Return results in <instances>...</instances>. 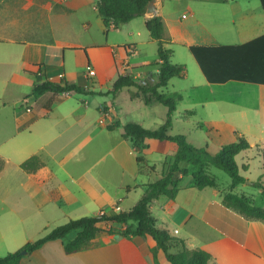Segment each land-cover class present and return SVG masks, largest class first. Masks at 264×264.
I'll return each mask as SVG.
<instances>
[{
    "label": "crops",
    "instance_id": "0c3cea01",
    "mask_svg": "<svg viewBox=\"0 0 264 264\" xmlns=\"http://www.w3.org/2000/svg\"><path fill=\"white\" fill-rule=\"evenodd\" d=\"M155 15L164 23L167 48L173 51L171 62L187 67L184 79L174 78L163 89L182 94L176 112L196 123L198 131L222 127L238 132L251 145L245 152L262 159L264 0H157ZM155 15L146 13L116 31L99 15L97 0H0V159L5 162L0 172V256L70 220L103 211L115 215L117 206L121 212L131 210L143 187L153 183L149 178L153 175L157 181L168 172L175 144L158 168L148 160L139 164L138 157L144 158L141 151L136 152L134 142L124 137L127 122L158 129L168 108L133 99L137 91L133 88H126L125 103L124 90L107 95L119 73L128 72L143 83L157 81L158 43L146 27ZM128 46L135 48L133 55L126 53ZM191 48L199 50L213 77L237 74L247 81L210 83ZM88 68L96 72L94 79L87 78ZM45 82L75 84L94 95L35 97L34 87ZM214 86L225 87L226 92L220 98L197 97L200 90ZM25 99L31 113L21 108ZM186 100L191 103L184 104ZM197 107L216 117L196 122ZM152 146L147 140L142 148ZM250 155L245 160L255 159ZM34 156L44 166L35 173L22 170L21 164ZM262 163L259 180L264 182ZM191 175L182 178L174 200L161 197L151 204L157 227L188 250L209 252V264H264V221L247 220L228 209L223 195L229 189L200 190ZM239 195L259 207L256 195ZM127 201L131 204L125 209L122 205ZM2 226L8 232L19 227L21 234L8 243ZM99 227L92 244L82 251L67 254L63 241H51L25 255L21 264H153L148 254L155 247L153 241L125 237L121 232L126 227L113 222ZM180 251L181 247L172 250ZM163 258L160 253L161 264H169Z\"/></svg>",
    "mask_w": 264,
    "mask_h": 264
},
{
    "label": "trees",
    "instance_id": "16d2710c",
    "mask_svg": "<svg viewBox=\"0 0 264 264\" xmlns=\"http://www.w3.org/2000/svg\"><path fill=\"white\" fill-rule=\"evenodd\" d=\"M152 0H97V11L103 18L107 26L112 25L116 31H120L123 26L133 20L143 17ZM226 1V0H215ZM147 31L151 39L158 43V66L159 73L157 81L139 82L130 73H119V77L113 84L107 95L117 96L126 88L136 89L132 98H143L146 105L160 104L168 108V114L165 123L158 129L152 130L145 128L137 122H127L124 125V137L134 142L136 152H140L142 146L147 140L168 141L177 146L173 163L170 165L167 173L156 182L145 185L144 193L139 202L127 212H119L115 215H98L93 217H83L77 220H70L64 225L58 226L50 234L36 241L28 242L20 250L9 253L5 257H0V264H21L24 255L23 251L30 255L39 250L44 244L61 240L64 242V249L67 254L76 253L88 248L97 234L100 232L99 224L103 222H113L126 228L121 232L125 237H132L138 242L153 241L155 247L148 250L153 264H161L159 254L163 253V261L169 264H209L211 254L205 250H188L184 243L170 236L166 231L157 227V222L152 216L150 206L161 197L174 200L180 191L182 178L190 174L187 167L193 169L192 179L195 186L200 189L219 187L217 178L210 173L211 168H217L229 175L231 185L228 192L223 195V204L247 220L264 221V208L257 207L249 197L235 193V190L247 179L240 173L236 158L242 152L251 149V145L245 136L236 132L237 141L222 146L217 153H211L206 148H197L184 135H172L173 117L177 111L178 104L183 101L180 93H164L170 81L174 78L184 79L187 74V67L184 65H174L171 62L173 51L167 48L169 43L165 39V27L160 16H153L146 23ZM191 52L196 57L200 67L210 83L222 84L229 80L247 81L237 74L213 77L207 70L200 52L197 48H191ZM46 93L53 94H84L94 95L86 88L75 84H57L45 82L37 85L33 89L35 97H41ZM261 158L264 161V149L260 150ZM139 164H144L145 159L138 157ZM5 162L0 159V172L4 169ZM44 166L39 157L34 156L21 164L22 170L27 173H35ZM245 171L248 165L244 166ZM262 189L264 197V182L259 180L253 184ZM76 237L71 239V236ZM179 253H173L172 250L180 248Z\"/></svg>",
    "mask_w": 264,
    "mask_h": 264
},
{
    "label": "rangeland",
    "instance_id": "374dc122",
    "mask_svg": "<svg viewBox=\"0 0 264 264\" xmlns=\"http://www.w3.org/2000/svg\"><path fill=\"white\" fill-rule=\"evenodd\" d=\"M100 58H102V60L104 59L102 55H100ZM106 65H107V60H106ZM212 88H213L212 90H200L197 94L198 95L197 97L202 98V99L210 98L211 96L220 98V96L226 92V88L222 86H214ZM235 90H236L235 93L238 91H241L242 94H246L244 92L248 93V91L245 89H235ZM128 91L129 89H124L125 93L121 97L122 103H125L126 92ZM187 103H191V100L190 101L186 100L184 104H187ZM161 108H166V107L162 106ZM194 113H195L194 119L196 120V122H199V121L202 122L205 119L216 117V116H210L205 109H202L199 107L196 108ZM195 124L196 123H188L187 121L183 119L182 115H180L179 112H176L174 116V124L171 129V134L186 136L187 139L197 148H206L209 146L210 148L209 151H211L212 153H216L214 151L217 150L218 148L220 149L224 145L234 143L237 141V136L235 134L236 132L227 131L226 129L222 127H218L216 131H212V132H208V130L198 131V130H195V126H194ZM148 143L153 144L152 148L151 149L147 147L142 148L140 155L143 156L145 160H148L151 165H157L158 168H162V165L169 154V150H170L169 146L172 143L168 141H157V140H148ZM247 154H251L250 156L255 157V159L251 161L245 160V156ZM236 162L239 167L241 175L245 177L247 181L245 184L240 185L235 190V193H238V194L247 193V195L254 194L256 195L257 205L259 207H264V197L260 195V192L262 191V189H259L253 185L254 183L259 181L260 176L263 174L262 159H260L259 157H257V155L253 153L243 152L237 156ZM245 165H248L247 171H245L244 169ZM189 170L191 174L193 169L191 168ZM210 173H212L217 178L218 184L221 187V189L228 191L232 183L229 175L225 173L224 171L217 169V168H211ZM141 178L143 179V181L146 180L145 177H141ZM149 181L154 182L156 181V178L152 175L149 178ZM130 204H131V201H127L122 206L123 208L127 209V207H129ZM2 227H3L2 228L3 236L5 237L8 243L10 242L12 238L18 237V235L21 234V230L19 227H17L13 232H8L6 229H4V226ZM54 229L46 230L42 234V237H45L46 235L50 234ZM8 254L6 253L2 254L0 257H5Z\"/></svg>",
    "mask_w": 264,
    "mask_h": 264
},
{
    "label": "built area",
    "instance_id": "2783aa9c",
    "mask_svg": "<svg viewBox=\"0 0 264 264\" xmlns=\"http://www.w3.org/2000/svg\"><path fill=\"white\" fill-rule=\"evenodd\" d=\"M125 51L127 54L133 55L135 53V48H133L132 46H128V47H125ZM96 75L97 74L93 69L88 68V72H87V78L88 79H94ZM21 108L28 113L32 112V108L30 106V101L28 99H25L24 101H22ZM114 211L116 213H119V212H121V208L119 206H117L116 208H114ZM105 214L108 215V213L104 212V211L100 213V215H105Z\"/></svg>",
    "mask_w": 264,
    "mask_h": 264
},
{
    "label": "water",
    "instance_id": "95a60500",
    "mask_svg": "<svg viewBox=\"0 0 264 264\" xmlns=\"http://www.w3.org/2000/svg\"><path fill=\"white\" fill-rule=\"evenodd\" d=\"M156 2H157V0H152L151 3L149 4L148 9H147V13L149 15H155L156 14ZM22 255H24V256L27 255V252L23 251Z\"/></svg>",
    "mask_w": 264,
    "mask_h": 264
}]
</instances>
